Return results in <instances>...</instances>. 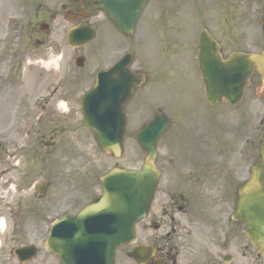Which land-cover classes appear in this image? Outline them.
Wrapping results in <instances>:
<instances>
[{"label": "flooded vegetation", "instance_id": "af4514ba", "mask_svg": "<svg viewBox=\"0 0 264 264\" xmlns=\"http://www.w3.org/2000/svg\"><path fill=\"white\" fill-rule=\"evenodd\" d=\"M101 1L59 0L51 3L52 7L43 0L23 3L25 7L37 4L35 22L28 32L31 42L25 47L26 57L34 60L30 64L39 65L35 59H57V73L50 78L56 82L54 90L34 93L42 113L31 116L28 124L37 121L48 130L34 145L55 147L56 139L67 131L69 143L77 151L89 145L93 135L83 123L82 99L90 88L106 86L99 78L102 70L132 53L130 68L146 79L134 89L126 109L137 98L141 109L165 113L170 128L157 145L160 176L154 199L138 223L135 243L118 251L117 264H264V254L247 237L248 225L239 212L244 184L261 160L259 126L253 111L259 105L209 106L204 99L202 107H174L178 93L174 62L179 48H186L197 66L202 49H217L213 53L225 61L241 49L264 48V39L259 37L264 35V0H148L132 33L118 29L100 7ZM111 5L114 13L116 5ZM138 7V2L128 4L133 13ZM73 30H77L80 44L75 47L68 42ZM89 32L90 41L82 43ZM202 36L213 42L203 43ZM11 45L0 55V82L6 86L18 73L15 63L8 65L14 58L15 44ZM138 45L147 55L139 64L135 59ZM160 55L164 58L159 62ZM155 60L158 68L153 73L155 68L149 67ZM124 70L108 76L107 86L129 89ZM37 77L38 83L49 78L43 71ZM17 114L11 106L0 126L15 130ZM71 154L44 157L62 188H55L51 176L42 182L41 190L39 183L34 185L31 203H19L17 208L0 204V264H60L48 240L67 203L75 204L73 195L64 193L73 171L58 166ZM78 154L73 161L82 159L81 152ZM3 173L0 179L7 175Z\"/></svg>", "mask_w": 264, "mask_h": 264}, {"label": "water", "instance_id": "95a60500", "mask_svg": "<svg viewBox=\"0 0 264 264\" xmlns=\"http://www.w3.org/2000/svg\"><path fill=\"white\" fill-rule=\"evenodd\" d=\"M130 2H139L142 6L147 0L101 2V6L124 32L132 30L139 14V8L134 13L130 11ZM111 4L116 5L114 13L109 8ZM127 14L133 15L128 18ZM208 53L209 51L202 50L200 71L207 91L206 97L211 105L223 100L236 105L249 86L254 71L264 81V54H236L228 61L221 62L212 60ZM131 61L132 58L129 63ZM130 79L133 83L143 80L132 73ZM131 95L132 88L123 95L113 91L97 93L94 89L83 100L85 124L94 132L99 149L115 158H119L123 151L127 121L124 107ZM167 123L164 116H156L134 135L140 147L148 154L140 171L118 168L112 170L101 179L103 194L99 198L84 208L77 217L61 220V225L66 226V232L63 233L65 237L60 243L52 242L51 250L62 264H115L116 251L134 241L136 224L148 210L158 183L159 175L154 165L156 145ZM263 181L264 144L262 161L253 169L252 179L243 188L241 208L243 220L249 224L247 235L264 253Z\"/></svg>", "mask_w": 264, "mask_h": 264}, {"label": "rangeland", "instance_id": "374dc122", "mask_svg": "<svg viewBox=\"0 0 264 264\" xmlns=\"http://www.w3.org/2000/svg\"><path fill=\"white\" fill-rule=\"evenodd\" d=\"M58 1L43 0V3L52 7L50 4H53V2L57 4ZM24 2L26 0H0V55L7 53L12 46L11 43H15L14 48L17 50L15 62L18 68V73L15 79L8 83L9 86L0 82V123L5 113L7 111L10 112L11 106L16 107L18 113L17 116L15 115L18 120L13 123L16 127L15 130H11L12 128L6 125L0 126V176L4 174L3 172H7V175L0 179V204L10 208L14 206L17 208L19 203L23 205L31 203L34 200V185L50 180L51 176L53 177L51 178L53 184H56L55 188L57 190L62 188V185H59L61 182L58 175L50 173L49 164L44 162V157H51L52 159L56 158V155L70 153L71 151V156L66 161L59 162L58 166L62 167L61 170L73 171L70 174L71 176L67 177L66 183L69 188L64 190V193L73 195L72 199L75 204L68 202L66 210L68 213H74L80 206L89 202L95 194L101 191L99 178L109 170L116 166L139 168L142 165L145 155L132 135L153 112L138 110L139 103L137 98L131 103L130 111L128 112L129 124L124 144V154L118 160L102 154L93 140L89 145L82 146L81 151H77L69 143V131L56 139L57 145L55 147L45 148L42 145L36 147L33 142L38 136H42L48 130L44 129L43 125L38 126L37 121H32L28 124V119L31 116L38 117L37 115L42 113L41 110L39 111L41 105L35 104L38 99L36 98L37 96L34 97V93L40 90L53 91L56 87V82L51 81L50 78L57 72L54 62L48 65L53 60V57H48L45 60L35 59V61L42 62V64L35 66H30L27 63L34 61L30 57H26L25 47L31 42L28 32L30 24L35 22L37 4L34 3L25 7L23 5ZM15 36L18 38L17 40H15ZM149 37L146 39V44H148ZM259 37L264 39V35L260 34ZM259 43L261 44V42ZM239 51L245 53L261 52L258 46L253 49H241ZM146 56L142 46L138 45L135 55L136 63L139 64L143 60L145 61ZM163 58L164 56L160 55L159 62ZM191 58L190 52L186 48H179L176 56L177 62H174L177 69L175 77L178 83V94L176 95L174 107L189 108L205 105L199 69L195 62H191ZM41 65H43V68L39 67ZM47 65L50 69H46ZM156 65H158V62L155 60L151 68L149 67V69L155 68L153 73L157 71L158 67ZM40 71H43L49 78L47 77L43 80L44 82L38 83L37 75ZM252 80L255 89L261 86L259 76L255 75ZM251 91H253V88L248 91L249 93L241 106L245 107L248 103H252L254 106L256 104L259 105L258 110H253L256 113V120L259 125L257 139L259 150L264 138V122L262 124L264 120V102L255 100ZM84 133L85 131L83 130ZM78 152L83 155L82 159L78 158L73 161L72 158L77 157L79 155ZM80 196L81 201L78 202Z\"/></svg>", "mask_w": 264, "mask_h": 264}, {"label": "bare ground", "instance_id": "6f19581e", "mask_svg": "<svg viewBox=\"0 0 264 264\" xmlns=\"http://www.w3.org/2000/svg\"><path fill=\"white\" fill-rule=\"evenodd\" d=\"M54 63H55V61H54Z\"/></svg>", "mask_w": 264, "mask_h": 264}]
</instances>
